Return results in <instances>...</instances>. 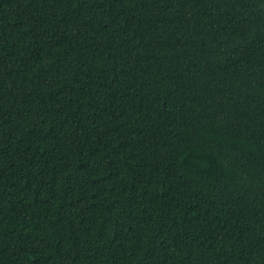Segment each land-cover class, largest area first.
I'll return each mask as SVG.
<instances>
[{"label":"trees","instance_id":"16d2710c","mask_svg":"<svg viewBox=\"0 0 264 264\" xmlns=\"http://www.w3.org/2000/svg\"><path fill=\"white\" fill-rule=\"evenodd\" d=\"M0 264H264V0H0Z\"/></svg>","mask_w":264,"mask_h":264},{"label":"bare ground","instance_id":"6f19581e","mask_svg":"<svg viewBox=\"0 0 264 264\" xmlns=\"http://www.w3.org/2000/svg\"><path fill=\"white\" fill-rule=\"evenodd\" d=\"M7 16V15H6ZM63 18V17H62ZM19 25V24H18ZM15 30V29H14ZM39 51V50H38ZM24 52V51H23ZM29 53V52H28ZM17 57V56H16ZM89 57V56H88ZM256 86V85H255ZM261 87V86H260ZM258 88V87H257ZM58 96V95H57ZM241 101V100H240ZM244 101V100H243ZM43 105V104H42ZM41 108V107H40ZM25 110V109H24ZM40 111V110H39ZM142 137V136H141ZM140 137V138H141ZM113 139V138H112ZM116 140V139H115ZM168 140V139H167ZM165 142V141H164ZM161 148V147H160ZM158 151V150H157ZM169 157V156H168ZM26 163V162H25ZM21 184V183H20ZM13 229V228H12ZM60 231V230H59Z\"/></svg>","mask_w":264,"mask_h":264}]
</instances>
